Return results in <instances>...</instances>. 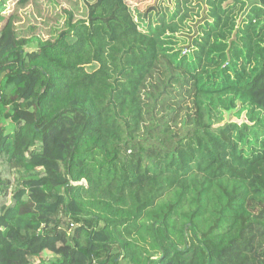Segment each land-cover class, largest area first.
<instances>
[{
	"label": "trees",
	"instance_id": "trees-1",
	"mask_svg": "<svg viewBox=\"0 0 264 264\" xmlns=\"http://www.w3.org/2000/svg\"><path fill=\"white\" fill-rule=\"evenodd\" d=\"M9 1L0 264H264V0Z\"/></svg>",
	"mask_w": 264,
	"mask_h": 264
},
{
	"label": "rangeland",
	"instance_id": "rangeland-1",
	"mask_svg": "<svg viewBox=\"0 0 264 264\" xmlns=\"http://www.w3.org/2000/svg\"><path fill=\"white\" fill-rule=\"evenodd\" d=\"M88 0H31L30 4L25 8H17L14 2L9 1L7 3L6 13L12 12L18 13L17 25H24V31L28 34L29 31L37 33L38 28L48 29L52 25H61L65 20V8L73 10L76 18L81 17L86 8ZM156 3L160 6L170 4L171 8L174 7L173 0H156ZM158 5V6H159ZM33 15V16H32ZM40 26V27H39ZM31 27L33 30H29ZM41 31V30H40ZM48 32V30L44 31ZM49 35L43 33V38H47ZM226 120H239V116L234 115L231 111L225 113ZM50 257L53 255L50 254ZM122 264H129L123 260Z\"/></svg>",
	"mask_w": 264,
	"mask_h": 264
}]
</instances>
